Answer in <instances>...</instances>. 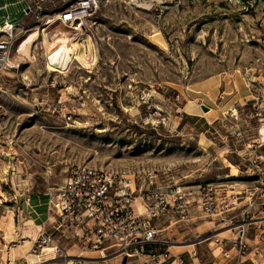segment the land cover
Wrapping results in <instances>:
<instances>
[{
	"label": "rangeland",
	"instance_id": "374dc122",
	"mask_svg": "<svg viewBox=\"0 0 264 264\" xmlns=\"http://www.w3.org/2000/svg\"><path fill=\"white\" fill-rule=\"evenodd\" d=\"M84 1L74 30L63 15ZM1 30L0 264H45V247L60 264L149 263L56 230L76 166L128 175L152 205L181 191L190 217L213 204L186 224L152 217L164 264H264V0H0ZM33 31L29 59L18 46ZM66 37L85 65L57 48ZM176 242L194 246L176 258Z\"/></svg>",
	"mask_w": 264,
	"mask_h": 264
},
{
	"label": "built area",
	"instance_id": "2783aa9c",
	"mask_svg": "<svg viewBox=\"0 0 264 264\" xmlns=\"http://www.w3.org/2000/svg\"><path fill=\"white\" fill-rule=\"evenodd\" d=\"M80 8L84 9L82 11L84 13L86 9L91 8V4L84 1ZM72 11L74 10L63 15L65 21H70ZM4 49L8 47L5 43H0V51ZM155 189L154 191L160 190L158 192L165 194L161 189ZM144 191V187L140 188L136 184L133 187L132 180L126 174L109 172L93 166L72 167L56 197L54 211L59 216L56 230L65 228L66 238H70L72 244L84 252H99L102 257L118 256L121 260L125 256L126 261L128 256H144L149 259V263L146 264H164L170 256L159 253L156 245L161 244V241L157 238L158 231L152 224V217L161 215L170 221L176 220L186 224L191 219V208L186 197L183 199L181 191H175L171 196L166 194L165 198L156 199L159 201L153 205L142 199ZM158 192L154 195L156 196ZM198 207L200 213L205 211L211 214L216 211L210 202L203 201L202 206L199 203ZM243 233L244 231H240V235ZM213 246L214 251L219 250L216 255L223 252L221 247L218 248L215 244ZM109 249H114L112 255H106ZM54 253L61 256L58 247L54 248ZM168 254L172 255L170 252ZM223 254L226 259L232 257L229 252ZM243 255H240V260H243ZM174 257L177 258L179 255ZM77 262L75 260L66 264Z\"/></svg>",
	"mask_w": 264,
	"mask_h": 264
},
{
	"label": "bare ground",
	"instance_id": "6f19581e",
	"mask_svg": "<svg viewBox=\"0 0 264 264\" xmlns=\"http://www.w3.org/2000/svg\"><path fill=\"white\" fill-rule=\"evenodd\" d=\"M71 19H70V21H69V23H68V25H72V28L74 29V30H80L81 31V29L77 26V24H79V22L85 17V16H82V12H81V8H78V9H76V10H74V11H72L71 12ZM54 20L55 19H51L50 20V22H54ZM3 23V22H2ZM80 25V24H79ZM8 26V25H7ZM9 27V26H8ZM38 29V28H37ZM0 32H2V30L0 31ZM43 36H45V35H43ZM38 37H39V31H33V32H31L26 38H24V40L19 44V46H18V53H20L21 55H23V56H25V58L26 57H28L29 59L31 58V48H32V45H33V43H34V41L36 40V39H38ZM64 37V36H63ZM80 37V36H79ZM46 38V37H45ZM45 40H47V39H45ZM44 40V41H45ZM78 41L79 40H77V38L75 39V40H70V41H68V39H67V37L66 38H62L61 40H60V44H59V46L57 47V48H59L60 47V45H67V44H70V46L71 47H73L74 49H73V51H74V59H76V60H78V61H80V62H82L84 65H85V59H84V52L81 50V48H80V44L78 43ZM81 41H82V39H81ZM45 42H47V41H45ZM50 43V42H49ZM83 43H84V45H83V47L85 48L84 49V51L86 52V50H88L90 47H91V38L89 37V36H87L86 38H85V40H83ZM82 43V44H83ZM47 45V44H46ZM91 52V51H90ZM86 55V54H85ZM46 56H48V55H46ZM49 66H50V68L51 69H57V68H59V65H58V63H56V62H52V61H50L49 62ZM132 185H133V187L135 186V182H134V180L132 179ZM186 201L188 202V204H189V208H193V205H192V203L190 202V200L189 199H187L186 198ZM1 202V201H0ZM200 203V202H199ZM199 203L197 204V207L199 206ZM136 207H138V209H140L141 210V208L139 207V206H136ZM199 210V207H198V209L197 210H195V211H192V213H191V219H190V221L191 222H194V220H201V213L198 211ZM222 220V219H221ZM223 221V220H222ZM258 221H260V220H258ZM172 222V221H171ZM211 223V222H210ZM212 224V223H211ZM212 228V227H211ZM61 233H67V231H66V229H63V231L61 232ZM227 233V231H222L221 232V236L223 237V236H225V234ZM54 243H56L55 242V240H54ZM193 243H189L188 245L187 244H184V243H181V242H176V243H171L168 247H169V251H170V253L172 254V255H178V254H182L183 252H185V251H183V252H175V251H172V249H181V248H189V249H191V248H193ZM187 251V250H186ZM43 252H48L49 253V258H48V260H46V264H60V263H57V262H55L54 261V257L52 256V249L51 248H49V247H45V248H43V250H42V253ZM216 252H219V250H216ZM69 255V254H68ZM68 257H74V256H71V255H69ZM136 258V257H135ZM134 258V256H128V260H131V262H132V260H134L135 259Z\"/></svg>",
	"mask_w": 264,
	"mask_h": 264
},
{
	"label": "crops",
	"instance_id": "0c3cea01",
	"mask_svg": "<svg viewBox=\"0 0 264 264\" xmlns=\"http://www.w3.org/2000/svg\"><path fill=\"white\" fill-rule=\"evenodd\" d=\"M49 258V257H48ZM46 260H48V259H45L43 262H45ZM130 261V262H129ZM128 262L129 263H131V260H128ZM37 264H40V263H37ZM45 264H46V262H45Z\"/></svg>",
	"mask_w": 264,
	"mask_h": 264
},
{
	"label": "water",
	"instance_id": "95a60500",
	"mask_svg": "<svg viewBox=\"0 0 264 264\" xmlns=\"http://www.w3.org/2000/svg\"><path fill=\"white\" fill-rule=\"evenodd\" d=\"M203 109H204V111H206L207 110V108H205V107H203ZM125 262V261H124Z\"/></svg>",
	"mask_w": 264,
	"mask_h": 264
}]
</instances>
